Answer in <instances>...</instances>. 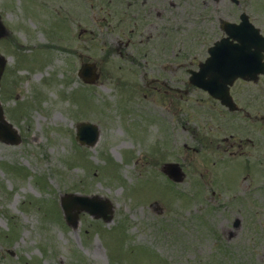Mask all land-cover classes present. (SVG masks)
Instances as JSON below:
<instances>
[{
    "label": "rangeland",
    "instance_id": "rangeland-1",
    "mask_svg": "<svg viewBox=\"0 0 264 264\" xmlns=\"http://www.w3.org/2000/svg\"><path fill=\"white\" fill-rule=\"evenodd\" d=\"M82 1L75 21L65 0H0V101L22 138L0 140V264H264V164L231 158L219 114L205 127L211 101L176 94L184 71L176 82L132 63ZM84 63L95 84L79 78ZM80 123L97 126L93 147L77 141ZM67 194L109 203L111 220L75 209L70 226Z\"/></svg>",
    "mask_w": 264,
    "mask_h": 264
},
{
    "label": "flooded vegetation",
    "instance_id": "flooded-vegetation-1",
    "mask_svg": "<svg viewBox=\"0 0 264 264\" xmlns=\"http://www.w3.org/2000/svg\"><path fill=\"white\" fill-rule=\"evenodd\" d=\"M75 1L65 0L64 4L74 6L71 19L78 21L83 17L79 13L84 11L83 1L77 0L76 6ZM90 5L96 6L100 21L115 36L117 49L131 50L132 63L139 60L143 67L170 69V73H179L176 82L184 71V87H176V94L181 98L204 95L211 101V122L205 127L215 123L212 113H218L225 133L230 134L223 142L228 144L224 151L230 152L231 158L243 159L247 171L254 162L264 164V72L250 80L238 79L229 89L236 111L191 81L211 80L215 71L223 72L224 63L230 64L226 51L240 48L235 46L241 44L237 37H264V0H89ZM224 39L227 45L215 50L216 43ZM249 55L256 56L255 47ZM205 65L208 74L194 79ZM215 103L221 111L214 108ZM234 131L239 136L236 139ZM255 133L257 136L251 138ZM245 135L249 137L243 139Z\"/></svg>",
    "mask_w": 264,
    "mask_h": 264
},
{
    "label": "water",
    "instance_id": "water-1",
    "mask_svg": "<svg viewBox=\"0 0 264 264\" xmlns=\"http://www.w3.org/2000/svg\"><path fill=\"white\" fill-rule=\"evenodd\" d=\"M5 33L4 28L0 25V37L3 36ZM245 48L244 46L234 53L233 56H231V61L233 65H230L226 69L229 71L227 78L230 77L229 80L225 82H219V81H213V83H195L202 89L209 91L212 93L215 97L220 98L224 102V96L220 93H217L216 87H222L226 86L228 84H232L233 81L240 77L245 76L246 74H249L250 76L256 75L260 70V68L264 67V64H261L262 57H254L249 58L246 55H244V50L246 53L249 51V41L245 42ZM232 51H230V54ZM237 54V55H235ZM240 54V55H238ZM257 59L256 65H250L247 63L249 60H255ZM234 61H236L234 63ZM246 61V62H244ZM261 65V66H259ZM5 67V61L0 58V79L3 74ZM252 69V73L251 70ZM205 70V69H204ZM95 65L86 64L82 67L81 71L79 72V75L87 82V83H94L97 79V76L95 75ZM205 73V71H204ZM204 77V74L202 75ZM99 137V133L97 131V127L91 124H80L78 126V134L77 139L84 145L87 146H93ZM0 139L3 141L17 145L21 142V138L17 135V133L11 128V126L5 121L3 110L1 108L0 104ZM163 171L168 174L174 181L181 182L183 181L184 175L181 171V168L177 164H166L163 167ZM76 205H79L78 211H86L90 213L91 215H95L97 218L103 217L106 221H109L111 219V216H108L109 213H112L110 209L105 208L104 206H100L97 204H92L90 202L89 198L85 197H77L72 195H67L62 200V208L64 210L66 220L67 222L74 228L78 226L77 222V214H74L73 211L76 207Z\"/></svg>",
    "mask_w": 264,
    "mask_h": 264
}]
</instances>
